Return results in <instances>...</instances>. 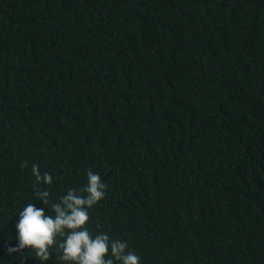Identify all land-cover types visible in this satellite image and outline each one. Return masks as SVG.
<instances>
[{"label": "trees", "instance_id": "trees-1", "mask_svg": "<svg viewBox=\"0 0 264 264\" xmlns=\"http://www.w3.org/2000/svg\"><path fill=\"white\" fill-rule=\"evenodd\" d=\"M89 170L140 264H264V0H0V264Z\"/></svg>", "mask_w": 264, "mask_h": 264}, {"label": "clouds", "instance_id": "clouds-1", "mask_svg": "<svg viewBox=\"0 0 264 264\" xmlns=\"http://www.w3.org/2000/svg\"><path fill=\"white\" fill-rule=\"evenodd\" d=\"M33 173L38 182H52L51 175L41 176L36 165H33ZM87 181L80 190L69 189L50 208L45 207L49 192L38 190L36 200L43 206L28 203L19 211L15 222L16 243L7 244L6 252L19 254L31 249L43 264L49 259L50 248L57 245L63 264H140L138 255L126 251L125 242L113 240L106 233L93 235L89 231L88 208L103 198L106 185L99 174L90 170ZM57 237L62 239L57 241Z\"/></svg>", "mask_w": 264, "mask_h": 264}]
</instances>
